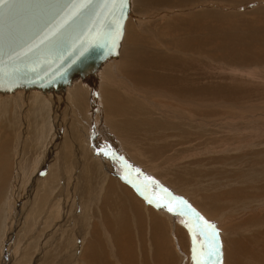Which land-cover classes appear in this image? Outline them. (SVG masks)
I'll return each mask as SVG.
<instances>
[{"label":"rangeland","instance_id":"1","mask_svg":"<svg viewBox=\"0 0 264 264\" xmlns=\"http://www.w3.org/2000/svg\"><path fill=\"white\" fill-rule=\"evenodd\" d=\"M132 1L135 0H130L131 6L129 10V17L127 20L134 23L137 28L142 29L143 27H148V31H140L136 34L139 39H144L143 41H141V43H139V45H143L142 47H146L151 50L156 49L160 51L165 49L171 52H176L179 50L170 47L168 44L163 47L162 43L171 39L172 41H176L178 40V37H184V34L181 35L182 33L175 34L173 31V33L170 31L173 29L172 24H175L176 26H178V28L180 27L177 20H174L173 22V19L177 17H189L192 13L196 11L211 9L221 12L222 14H240L241 16H238L240 18L239 20L241 21L242 19L244 22L232 23H251L252 25V20L255 19L253 18L255 17V14L250 13L251 9L253 10V7L259 4L260 6L256 8L264 6V0H260V2H257V4L249 0H243L245 1V3L247 1L246 4L242 0H190L196 3L188 4V7L186 6L184 7V9L180 8L178 10H175L173 8L163 7L166 10H161L159 6L146 7L148 8L146 9L145 6H142L139 7L138 10L133 11L135 2L133 3ZM227 2L230 5L227 4ZM205 4H208V7H206ZM261 23L262 25H264V22ZM261 23H256L255 25H261ZM221 27L223 26H220L219 31L221 32L218 31V35L216 36L213 43L206 44L207 46H204V48L214 45H224L226 42L225 40H227L230 35L234 34L230 31L239 29V27L234 25L233 27L228 29L226 27H223L222 30ZM167 30L171 33H167ZM125 31H127L126 26L124 29L121 45L115 59L118 61L113 62L114 64H109L108 61L106 62L107 64L104 67L105 69H109V73L110 75H112L111 81L113 82L110 83L108 82V80L105 79L104 82L102 78V73L104 72L102 68L103 66L101 67L102 69L98 71L95 78L96 80H91L94 81L91 83V85H93V88H91L89 84L90 82H84L86 88V91H84L86 97V121L82 122L80 125L82 130H77L76 128V131H78L77 133L80 132L76 136L72 137V134L69 130L71 129L70 122L74 119L72 106L73 100L72 97H70L68 94L69 92H71L70 87H67V91L64 90L59 93L51 92L45 95L43 93L33 92L32 90L27 93H23L22 90H17L15 94L8 95L6 97L0 96V140L5 128V123L7 121L10 120V124L13 126L12 128L14 129L11 138L7 139L9 140L8 143L10 144L4 146L5 148L3 146H0V178L1 176H3V179H0V264H71V261L73 264H84L82 262L83 257L80 252H85L87 242H83L80 238L84 237L86 240L91 241V236L89 231L90 226L87 229V236H85V234L81 235L83 232L81 226L83 218H80L78 214H80V212H83V210H81V207H84L86 205H80L79 201H84V203H87L88 200H90V196L92 198L96 197L93 196L94 192L89 194L91 188H87L86 185H84L85 187H82V182H80L84 178V172H82L83 167L82 169L80 168V164L83 161L84 155H86V158H89L90 164L93 163V155L95 156L102 153L100 155H107V158L111 156L112 158L109 157V159L114 164L115 170L117 168H120V170L117 172V176L114 177L117 178L118 183L124 186L125 188H129L130 185V188H133L135 194L138 195L137 198L142 197L143 200L145 199V201L150 200L145 193L136 191V187H134L136 185H140L141 183L145 184L137 178L140 174H142V172L140 173L139 171L142 170V168L139 166H135V164L131 163L127 159V157L122 155L119 150H117L115 146H112L110 142L105 138L103 129L104 124H106L104 117L105 109L102 101L103 86L107 87L110 86L112 83H115L114 85L118 88H121L122 85V91L126 93V95L129 93V98L136 101H140V105L143 104L144 106H146L144 111H146V115L149 118L146 120V122H144L145 125H142V127L140 124L137 125L140 133L138 132L137 135L135 134L136 137L138 136L137 138L140 137L138 140L139 142L142 141L143 143L150 142L149 144H160L158 143V141H161L163 147H165L163 144H168L173 148L171 142H166V140H172V138H166L169 132H172V134L169 135L174 134L172 129H168L172 128V126H170L172 124V119H178L190 128H192L191 126H195L196 129L197 127H199V129H197L198 131H206V129V132H209V130L212 132L214 131V136H217L219 139H222V143H225L226 141L229 142H227L228 144L225 143L223 145L221 142H217L218 144H210L209 142H205V137L201 138L193 133L188 132V134L183 135V141L187 142L185 144L186 151H184V157L176 158L178 159L177 161L175 160L173 161V163H168L167 159L170 155H172V150L170 153L169 147H165V150H159L158 153L161 152V155L156 154L155 156H151V159L156 157L155 159L158 160V162L160 159H162V162H164L165 166L164 168H160L161 171L167 170L165 169L166 166H169L174 169L177 168L178 165H186L187 169H192V171L198 169L199 173H205H202L203 176L199 177L201 181L198 179L197 184H202L205 186L208 185L212 188L211 184L221 183L222 185V183H225V180L229 179L228 181L231 183L230 185H232V187H236L239 190H241L242 188L244 189L246 187L244 190L242 189V191L247 194L243 192V196H239L240 198H238V201L240 202L244 198V195V199H248L249 201L247 200L246 202L243 199L241 201V204L237 201V203L235 202L236 204L234 205H224L221 208L224 209V207L228 206H231V208H233L235 205H238L240 208L237 206L238 208L235 207L234 209H232L233 211L229 209L230 207L228 208V210H225L226 208L224 210L218 208L214 211L213 215L211 216L208 215V213L204 212L201 207L196 206L197 204L192 201L195 198L199 199L202 196L203 191L200 190V187L192 186V184H185L182 185V187L178 190V192L180 193L176 192L174 194L172 189L171 192H169L170 188L169 186H166V183L163 181V179L160 180L165 185L158 183L159 181L153 178V174L149 176L150 180L156 181L154 182L155 185L153 183H150V185H144L145 188H143L147 191V193L151 195V197L158 196L156 200H163V203L165 202V200L162 198V196H167V200L174 199V202L177 200L176 203L180 202L181 205L177 206L174 204L175 208L173 202L170 201V204L172 203V206L170 207H173L175 212L179 211L180 213H184L186 218H188V220H190L199 229H204L207 231L209 229H212L214 231L213 237H215L216 240H214L209 247L205 249L204 247H202L201 243L199 244L200 249H198V255H200L201 257H197L195 255L196 259H194V255L191 254V237V240L188 242V247L186 246L184 250H182V248L177 245L178 240L176 242L172 241V245H174L173 249L175 248L173 253L175 252L176 255L178 254L180 256L181 260L186 261V263L185 261H183V264H228L225 260V256H227L228 253V250L226 248L228 247V244L233 243V237L230 238L229 235L232 233L233 236L236 230H239L242 233L244 232L245 236L249 235L248 237H251H245L243 236V234L238 236V238L240 239L239 241H241L242 244H249L247 242L252 243L249 244L248 251L250 253L252 252L253 255H255L254 258L258 262L254 263V261H252V257L249 255V258H251L252 260L246 258L247 254H245V256L241 259L244 262L246 261V263L248 260L247 264H250L251 262L253 264H264V250H262L264 249V223H257L256 220H254L255 217H259L258 219H260L261 216L264 220V103H259L255 100L229 101L222 99L207 98L199 99L198 102L196 101V99L183 98L180 100V103L178 102V99L180 98H178L177 94L175 93L172 94L167 91L151 89L140 85L138 86L135 83L132 84L133 81L131 83L130 78L122 72V70H124V67L122 66V50L124 49L125 45L124 39H126ZM165 32L167 33V37L163 38L166 35ZM195 34L203 37L202 34L206 35V32L202 33V31H196ZM218 37H220L221 39ZM204 48L200 50H205L206 52L198 51V53H200L198 55L201 60H195L199 62H207L205 64L202 62L201 68L210 69V65L208 64H211V66L215 67L218 70L211 69L210 73L208 74H217L220 69V71L223 70L224 73H226L224 75L220 74V78L218 80L210 81L208 83L209 85H214V83L220 81V79L228 81V77L225 75H238V77L240 75L242 77L247 75L246 78H249V81H252L256 85L264 83V74H262L264 72L260 69L264 68V63H261L260 65V63H255L253 61L245 62L247 64L238 63V61L235 62L236 60L231 61L230 59H228V61L226 57H223L224 59L221 58L222 55L210 54L209 52L211 49H213V47H211L210 50ZM230 61L233 63L232 66ZM195 65L196 67H200L197 65V63L194 64V67ZM235 65L245 67H238L237 69ZM257 68L259 69L256 73ZM230 69H232V72L229 71ZM248 70L251 72H249ZM100 71L103 72L100 74ZM236 71L241 72H238L240 75L237 74ZM245 71L248 72L246 73ZM253 73L257 75L253 76ZM260 77L262 78L261 81L259 80ZM209 78L213 79L211 77ZM234 80L239 81L237 77ZM128 81L130 82L128 83ZM262 87L264 86L262 85ZM153 94H156L157 96H152ZM169 96L172 98L170 100L166 99ZM173 98L175 99L172 100ZM185 100L191 102L189 105H192V102L194 105H192L191 107H185ZM195 103H199L200 106H197ZM149 107L153 109L152 112ZM15 108H19L21 110V113L19 109V111H16ZM209 113L212 115L209 116ZM138 119H140V117ZM134 120V124L138 122L136 118H134ZM117 124L122 125V119H119V122ZM157 124L158 126H156ZM159 125H161V130H158L157 128L159 127ZM144 128L149 129L151 132H146V134L144 131H142L144 130ZM208 128L210 129L208 130ZM204 143H208V149L207 145L206 148L204 147ZM3 148L5 151L3 150ZM91 149H93V152L91 151ZM252 150L254 151V155L247 153L243 157L245 152H251ZM89 154H92V156H90ZM115 156L118 159H121V161H123L124 163L126 162L125 166H127V170L125 169V166ZM171 157L172 156H170V158ZM199 158L201 160H199ZM73 159L76 160L75 165L71 164V162L74 161ZM255 159H257L256 163L253 161ZM172 166H174V168ZM257 172H259L260 175ZM244 174L247 176L245 177ZM128 175H132L133 179L128 180ZM143 175L144 174H142V176L140 177H145ZM244 178H247L249 183L251 181L252 182L249 184L246 181L247 179ZM97 180L98 178L96 179V182ZM210 180H212V182ZM132 181L134 182V184H136L133 185ZM243 181L247 182L246 184H248V186H246L244 184L245 182L243 183ZM252 183L253 185H251ZM156 185H158V187ZM240 185L242 186L240 187ZM163 186L169 189H166ZM250 186L253 187L251 188L253 189L252 191H250ZM161 187H163V190ZM215 187L216 186L214 185V188ZM187 192H189V194L194 198L191 199L192 197L190 195H188L190 197H183V194H187ZM223 193L225 195L228 192L226 191ZM179 194H181L182 196ZM101 196H103V194ZM226 197L227 196H225V198ZM243 203L246 204L243 205ZM90 207L87 209H90ZM221 211L223 212L222 214H224V211L225 214H228L220 215ZM185 213H187V215ZM199 217H203V221L207 222V224H205L203 221H200L198 219ZM197 221L199 226L197 224ZM169 225L170 224H168V226ZM174 225L175 228L184 227L183 223L178 221L174 222ZM58 226H61L62 228V232L64 234L62 237L54 235L55 231L59 229ZM64 227H68V230L63 231ZM244 227H246V229ZM248 227L251 229H249ZM244 229L247 230L249 234L247 231L245 232ZM251 232H255L253 233L254 235H252ZM188 235H190L189 232ZM253 236L254 239H252ZM59 237H61V239ZM227 238L229 243L227 241ZM58 240L61 241L59 242ZM258 241L259 243H256ZM259 244L260 246H258ZM225 245L227 247H225ZM251 245H254L258 249H256L254 246L253 249ZM77 248H79V251L77 250ZM193 248L194 246H192V250ZM75 251L76 255L78 253L80 255L78 254V257H76L75 262H73V260L70 259V255H73ZM241 261L240 263L242 264ZM229 264H231L230 259Z\"/></svg>","mask_w":264,"mask_h":264},{"label":"bare ground","instance_id":"2","mask_svg":"<svg viewBox=\"0 0 264 264\" xmlns=\"http://www.w3.org/2000/svg\"><path fill=\"white\" fill-rule=\"evenodd\" d=\"M247 1H246V3H247ZM249 1L255 2L256 4H257V2H260V0H249ZM132 2L133 3L135 2V5L132 3L134 5L133 11L138 10V8L142 7V6H145V8L146 7L159 6L161 10H166L165 8H173L175 10L176 9L178 10L180 8L184 9V7H186L188 4L196 3V2L190 1V0H135ZM243 2L245 3V1H243ZM205 3H207V2H205ZM240 3H242V2H240ZM227 4H229V3L227 2ZM205 5H206V7H208V4H205ZM258 6H260V4L257 6H254L253 7L254 9L253 10L251 9L250 13L255 14V17H253L255 19L252 21L260 24L261 22H264V6L261 5L263 7L256 8ZM163 7H165V8H163ZM146 9H148V8H146ZM234 16H236V17H234ZM238 16H241V15L240 14H234V13L222 14L221 12H218L216 10L205 9V10L196 11V12L192 13L189 17H181V18L177 17V18L173 19V22H174V20L178 21L180 27L178 28V26H176L175 24L170 23L173 25V29L170 31L171 32L173 31L175 34H177V33L181 34L182 33L181 35L184 34L183 35L184 37L183 38L178 37V40H176V41L175 40L172 41V39L165 41L162 43V46L165 47L166 44H168L170 47L176 48L179 50L176 52H171V51H168L165 49L160 50V51H158L156 49L151 50V49H148L146 47H142L143 45L140 46L139 43H141V41H143L144 39L143 40L139 39L136 36V34L140 31H142V32L145 30L148 31L147 30L148 27H143L142 29L137 28L134 23L126 20L125 26L127 27L128 32L125 31L126 32V39L123 38L125 40V45H124V49H123L124 51L122 50V52H123L122 66L124 67V70H122L123 68L121 70L124 74H126L127 77L130 78L131 83L133 81L132 84L135 83L138 86L140 85L143 87H148V88L156 89V90L159 89V90L170 92L172 94L175 93V94H177V97L180 98V99H178V102H180V103H181L180 100L183 98L184 99H188V98L196 99L197 102L199 99L207 98V99H222V100H229V101L230 100H239V101H253V100H255V101H258L259 103H264V87H262V85L264 86V83H261L260 85H256L252 81H249V78H246L247 75L242 77L239 74V73H241V72H239L240 71L239 70L236 72H237V74L240 75L239 76L240 78L238 77V75L237 76L225 75L228 77V81L220 79V81H218V82L215 81L216 83H214V85H211V84L209 85L208 83L210 81L218 80L220 78V74L224 75L226 73H224L223 70L220 71L221 70L220 69L217 74H208V73H210L211 69L212 70H218V69L211 66V64H208V65H210V69L201 68L202 62L204 64L207 62L195 61V60H201V58H199L198 54H200V53H198V51L206 52L205 50L201 51L200 49L204 48V46H207L206 44H209V43L212 44L213 43L216 36L218 35V31H219L221 25L223 27H226L227 29L233 27V25H234V26L239 27V29L230 31L234 34L230 35L229 37L227 36L228 38H227V40H225L226 41L225 44L222 46L214 45V46H209L207 48L205 47L207 50H210V48L213 47V49H211L210 52L209 51L208 52L210 54H214V55H222V57L221 56L220 57L221 58L226 57L227 60L228 59H230L231 61L236 60L235 62L238 61V63L247 64L245 62H251V61H253L255 63L258 62V63H260V65H261V63H264V25H262V23H261V25H259V24L255 25L256 23H253V22H252V25H251V23H248V24L247 23H245V24L232 23V22H244L242 19L240 21L239 20L240 18ZM128 17H129V12H128ZM128 17H127V19H128ZM125 26H124V29H125ZM156 27H153V28H156ZM223 27H221V30ZM170 31L168 32V30H167V33H171ZM196 31H200V32L202 31V33L206 32V35L202 34L203 37H201L200 35L195 34ZM219 32H221V31H219ZM167 33L165 32L166 35L163 38L167 37ZM222 35H223V32H222ZM218 38H220V37H218ZM147 42H145V43H147ZM202 42H203V44H202ZM129 45H133V46H129ZM210 56H212V55H210ZM203 57H204V55H203ZM115 59H116V57L108 60L109 64H111L115 61L116 62L118 61ZM119 60H120V58H119ZM108 61H106V62H108ZM106 62H105V65H103V67H102L104 72L100 71V74L103 72L102 73L103 80L104 79L108 80V82L111 83V82H113V81H111L112 75H110L109 69L104 68L107 64ZM195 63H197V65L200 67H196V65L194 67ZM232 65H233V63L231 62V66ZM235 67L238 69V67H245V66L235 65ZM102 68H100V69H102ZM236 68H234V69H236ZM258 69L259 68H257L256 73H257ZM260 69H261V71L264 72V68H260ZM229 71L232 72V69H230ZM215 72H217V71H215ZM249 72H251V71H249ZM259 73H260V71H259ZM227 74H229V73H227ZM250 74H252V73H250ZM262 74H264V73H262ZM255 75H257V74H254L253 76H255ZM258 75H260V74H258ZM209 77H211L213 79H210ZM236 77L239 79V81L234 80ZM127 79H125V80H127ZM105 80H104V82H105ZM259 80L261 81L262 78L260 77ZM129 82L130 81H128V83ZM114 84L115 83H112L110 86H107V87L103 86L102 101H103L104 109H105V116L104 117H105V122H106V124H104L103 129H104L105 138L110 142V144L112 146H115L116 149L119 150V152L122 155L127 157V159L131 163L135 164V166H139L142 168V170H139V171H140V173L142 172V174H144L143 176H145V177H140V176H142V174H140L139 177H137V176L136 177L139 180H141L142 182H144L145 184H142V183L140 184V181H139L140 185H136L134 187H136L135 188L136 191L145 193L150 200L145 201V199L143 200L142 197L137 198L138 195L135 194L133 188H130V185H129V188H127V187L125 188L124 186H122L118 183L117 178H114V177L117 176V172L120 170V168H117L115 170L114 164L109 159V157L112 158L111 156H109L107 158V155L106 156L100 155L102 153H100V154L97 153L98 155H95V156L94 155L92 156V154H89L90 156L93 157V159L91 158L93 160V163L90 164L89 158H86V155H84L83 161L80 164V168L82 169V167H83L82 172H84V178L81 181L80 180L79 181L82 182L81 183L82 187H85L84 185H86L87 188H89V189L91 188L89 194L94 192L93 196H96V197L92 198L90 196V200H88L89 199L88 198L87 203H84V201H82V202L79 201L80 205H82V206L86 205L84 207L80 206L82 208L81 210H83V212L82 213L80 212V214H78L80 218H83L82 222H81L83 232L81 235L85 234V236H87V229L90 226L89 231H90V236H91V239H90L91 241L86 240L84 237L80 238V239H82L83 242L84 241L87 242L85 252H80L82 257H83L82 262L84 264H183V261H185V260H181L180 256L178 254L176 255L175 252L173 253L175 248L173 249L174 245H172V241L176 242L178 240L177 245L180 246L182 248V250H184L186 248V246L188 247V242L191 240L190 237L192 238V241H191L192 244L190 243L191 244V254L196 255L197 257H201L200 255H198V249H200L199 244L201 243L202 247H204L205 249L207 247H209L211 245V243L214 240H216L215 237H213L214 231L212 229H209L208 231L204 230V229H199L190 220H188V218H186L184 213H180L179 211H176L175 212L176 214H173V213L167 211L166 207H158L157 205L164 204L165 202L168 203V204L165 203V205H168L170 207V206H172V203L170 204V201L173 202V205L175 204L177 206H180L181 204H180V202L176 203L177 200L174 202L173 201L174 199L173 200H167L166 199L167 196L166 197L162 196V198L165 200L164 203H163V200L162 201L156 200L158 198V196H152L151 197V195L149 193H147V191L144 189L145 188L144 185H150V183L154 184V182H156V181L150 180V178H149V176H151L153 174V178L155 180L159 181L158 183L165 185L164 183L161 182V180L163 179V181L166 183V186L167 187L169 186L170 189L167 187H164V186L163 187L166 189H169L170 190L169 192H171V189H172L174 194L176 192H178V190L182 187V185L192 184V186H198V187H200V190L203 191L202 196L199 199L195 198L192 201H194L195 204H197L196 206L201 207L204 210V212L208 213V215H211V216L213 215L215 210L223 207L224 205L226 206V205L236 204L238 201V198H240L239 196H243V194L245 192L242 191L243 188L241 190H239L236 187H232V185H230L231 183L228 181L229 179L225 180V183H222V185H221V183H217V184L213 183V184H211V186H212V188H211L208 185L205 186L202 184H197L199 177L203 176L202 173H204V172L199 173L198 169H196V170L194 169L195 171H192V169H187L186 165L185 166L178 165L177 168H174V166H172L174 169H172L169 166H166L165 169H167V170L161 171L160 168L161 167L164 168V166H165L164 162H162V159H160L159 162H158V160L155 159L156 157L151 159V156H155L156 154L161 155V152L160 153H158V152H159V150L160 151L165 150V147L170 148L169 149L170 153L172 150V155H170L172 157L170 158V156H169L168 159L166 158L168 163H173V161H175V160L177 161L178 159H176V158L184 157V153H185L184 151H186L185 144L187 142L183 141V135L188 134V132L193 133L196 136H199L201 138L205 137L206 138L205 142H209L210 144L221 142L222 139H219L217 136H214V131L213 132L210 131L209 130L210 128H208L209 132H206L207 129H206V131H198L197 129H199V127H197V126H196L197 129L195 128V126H191L192 128H190L187 125H185L183 122H181L180 120L172 119V124L170 123L171 124L170 126H172V128H168V129H172L174 134L169 135V134H172V132H169V134L166 138H169V139L172 138V140H166V142L167 143L171 142V145L173 146L174 149L171 146H169L168 144H163L165 146V147H163L161 144V141H158V143H160V144H157V143L149 144L150 143L149 141H148L149 143H146V142L143 143L142 141L139 142L138 140L140 137L139 138H137L138 136L136 137L137 133L139 132L137 125L140 124L142 127V125H145L144 122H146V120L149 118L146 115L147 114L146 111H144L146 106H144L143 104L140 105L139 104L140 101H136V100L129 98V96H128L129 93L126 95V93H124L122 91L123 87L121 84H120L121 88H118ZM126 85H128V84H126ZM69 87H70L71 92H69L68 94L70 97H72V100H73L72 106H73V117H74L73 121L70 122L71 129H69V130H70V133L72 134V137H74L80 133V132L77 133L78 131H76V128H77V130L78 129L82 130L80 125L82 122L86 121V115H85L86 97L84 94V91H86V88H85V83L81 82V81L74 82ZM65 90L67 91V88ZM22 91H23V93H25V92L27 93V92H30L31 90H29V91L22 90ZM32 91L33 92H39L37 90H32ZM15 92L8 93V94L0 92V96L6 97L8 95L15 94ZM39 93H42V92H39ZM86 95H87V93H86ZM152 96H157V95L153 94ZM171 98L172 97L169 96L166 99L170 100ZM174 99L175 98H173L172 100H174ZM182 101H184V100H182ZM190 103H191L190 101L185 100V107H188V106L191 107L192 105H194L193 102H192V105H189ZM195 104L197 106H200L199 103H195ZM18 109H16V111ZM152 110L153 109H151V112H152ZM20 113H21V110H20ZM211 115L212 114H210L209 116H211ZM139 117H140V119H138ZM134 118H136L138 120V122H136L135 124H134V121H135ZM119 119H122V121H123L122 125H119L120 123L117 124L119 122ZM156 126H158V124ZM12 127L13 126L10 124V120L5 123V128H4V131L1 135L0 146L4 147L7 144H10V143H8L9 140H7V139L11 138V136H12V133L14 131V129ZM200 127H202V126H200ZM157 128H158V130H161V125H159V127H157ZM187 128H189V129H187ZM142 131H144L145 133L151 132L149 129H145V128ZM153 135H155V134H153ZM228 136H230V135H228ZM156 140H158V139H156ZM245 141H247V140H245ZM227 142L228 141H226L225 143H227ZM225 143H222V145ZM207 144L208 143H206V144L204 143L205 146L204 145L203 146L206 148ZM209 147H212V146H209ZM4 148H3V150H4ZM215 148H216V145H215ZM207 149H208V145H207ZM92 150L93 149H91V151ZM89 151H88V153H89ZM198 151H200V150H198ZM247 153L253 154L254 151L252 150L251 152H245L243 157ZM94 154H96V153H94ZM75 159H73L74 161H72L71 164L75 165V161H76ZM118 160L124 166L126 165L125 164L126 162L124 163L123 161H121V159H118ZM199 160H201V159L199 158ZM256 160L257 159H255L253 161L256 163ZM25 161H27V160H25ZM97 165H99V166H97ZM189 166H191V165H189ZM201 166H202V163H201ZM126 167L127 166H125V169H126ZM208 170H210V169H208ZM200 171H201V169H200ZM257 173L260 175L259 172H257ZM244 175H242V176H244ZM208 176H211V175H208ZM246 176L247 175H245V177ZM2 177L3 176H1V178ZM127 177H128V180L133 179L132 175H128ZM80 178H82V177H80ZM97 178H98V180L96 182ZM151 179H152V177H151ZM244 179H247V178H244ZM210 181L212 182V180H210ZM246 181L248 182V179ZM244 182L245 181H243V183ZM247 182L244 183L246 186H248V184H246ZM132 183H133V185L136 184V183L134 184L133 181H132ZM226 184H228V185H226ZM214 185L216 186L215 188H214ZM251 185H253V183ZM156 186L158 187V185H156ZM156 186H153V187H156ZM241 186L242 185H240V187ZM163 187H161L162 190H163ZM251 188H253V187L250 186V189ZM247 190H248V188H247ZM252 190L253 189H251L250 191H252ZM165 191H167V190H165ZM226 191L228 193L224 195L223 192H226ZM85 192H87V191H85ZM178 193H180V192H178ZM102 194H103V196H101ZM138 194H140V193H138ZM167 194H165V195H167ZM245 194H247V193H245ZM179 195H181V194H179ZM183 195H184L183 197H185V196L190 197L191 196L189 194V192H187V194L184 193ZM188 195H190V196H188ZM225 196H227V197L225 198ZM191 197H192L191 199L194 198L193 196H191ZM244 198H245V195H244ZM247 200H245V201L247 202ZM241 201L240 202L238 201V202L241 204L242 203ZM245 204L243 203V205H245ZM175 205H174V208H175ZM237 206L235 205L233 208H231V206H228V207H224V209L226 208L225 210H228V208L230 207L229 209L231 211H233L232 209H234L235 207L236 208L239 207V206L238 207ZM89 207H90V209H87ZM179 208H182V207H179ZM221 209H223V208H221ZM247 210H249V209H247ZM222 211L220 212V215L223 213ZM185 214L187 215V213H185ZM224 214H225V211H224ZM224 214H222V215H224ZM226 214H228V213H226ZM217 215H218V213H217ZM258 218L255 217V219H254V220H256L257 223H259V222L264 223L262 216L260 217V219H262L263 221L258 219ZM254 220H252V221H254ZM176 221L183 223L184 227L175 228L174 222H176ZM185 221L187 222V226L185 224ZM90 222H92V223H90ZM168 224H170V225L168 226ZM197 224H198V221H197ZM249 224H250V222H249ZM198 226H199V224H198ZM246 227H244V228L246 229ZM58 228L59 229L57 231H55L54 235H58V236L62 237L64 235L62 232V228H61V226H58ZM253 228H256V227H253ZM249 229H251V228H249ZM66 230H68V227H64L63 231H66ZM246 231L247 230H245V232ZM249 231H251V230H249ZM188 232L190 233L191 236L188 235ZM201 232H203V235H201ZM253 233H255V232H253ZM253 233L251 232L252 235H254ZM241 234H243V236H245V233L244 232L242 233L239 230H236V232L233 236H232V233L229 235L230 238L233 237V240H232L233 243L228 244V247L225 245V247H227L226 249L228 250L227 251L228 257L225 256V260L227 261L228 264H229V259H230L231 264H238V263L241 264L240 263V261L242 260L241 258H243L245 256V254H247L246 258H249V256H251L253 260L251 258H249V259L254 261V263L258 262L254 258L255 255H253L252 252L250 253L248 251L249 244H252V243L247 242L249 244H242L241 241H239L240 239L238 238V236ZM248 234H249V232H248ZM248 236L246 235L245 237H248ZM61 237H59V238L61 239ZM54 238H56V237H54ZM102 238L104 239V241ZM248 238H251V237H248ZM252 239H254V236ZM242 240H243V238H242ZM58 241L60 242L61 240H58ZM227 241H228V238H227ZM253 241H255V240H253ZM194 242H195V244H194ZM243 242H244V240H243ZM228 243H229V241H228ZM256 243H259V241ZM226 244H227V242H226ZM192 246L196 247V251L194 254H193L194 251L192 250ZM253 246H252V248L254 249L255 246L254 247ZM258 246H260V244ZM252 248H250V249H252ZM255 248L258 249L257 247H255ZM78 249L79 248H77V250ZM226 249H225V252H226ZM261 249H259V250H261ZM262 250H264V249H262ZM77 255H76V251H75V253L73 255H70L72 257V258L70 257V259H72L73 262H75L76 257H78ZM241 262H242V264H244V263L247 264L248 260H247V263H246V261L244 262L243 260ZM185 263H186V261H185ZM71 264H73L72 261H71ZM250 264H253V263L251 262Z\"/></svg>","mask_w":264,"mask_h":264},{"label":"water","instance_id":"3","mask_svg":"<svg viewBox=\"0 0 264 264\" xmlns=\"http://www.w3.org/2000/svg\"><path fill=\"white\" fill-rule=\"evenodd\" d=\"M130 0H17L0 15V92L59 93L117 56ZM95 79V80H94ZM94 80V81H91Z\"/></svg>","mask_w":264,"mask_h":264},{"label":"snow or ice","instance_id":"4","mask_svg":"<svg viewBox=\"0 0 264 264\" xmlns=\"http://www.w3.org/2000/svg\"><path fill=\"white\" fill-rule=\"evenodd\" d=\"M115 2H116V0H113V3H115ZM16 3H17V0H0V15L3 14V12H2V6L9 5V6L14 7ZM121 3L123 4V0H121ZM157 206L158 207H166L167 208V211H169V212H171L173 214H176L173 207H169L168 205H165V204H159ZM198 219L200 221H203V217H199ZM204 223L207 224V222H204ZM185 224L187 226V222L186 221H185ZM201 235H203V232H201ZM194 244H195V242H194ZM193 251L195 253V251H196L195 246L193 248ZM210 255H211V253H210ZM194 259H196L195 255H194Z\"/></svg>","mask_w":264,"mask_h":264}]
</instances>
